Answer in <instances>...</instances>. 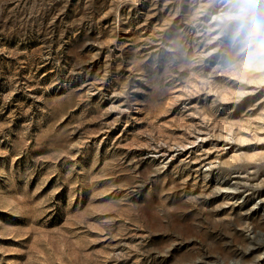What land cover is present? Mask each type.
<instances>
[{
	"label": "rangeland",
	"instance_id": "1",
	"mask_svg": "<svg viewBox=\"0 0 264 264\" xmlns=\"http://www.w3.org/2000/svg\"><path fill=\"white\" fill-rule=\"evenodd\" d=\"M0 264H264V0H0Z\"/></svg>",
	"mask_w": 264,
	"mask_h": 264
}]
</instances>
